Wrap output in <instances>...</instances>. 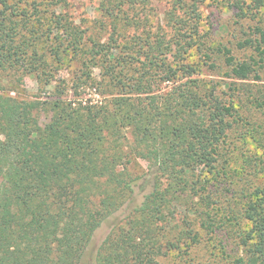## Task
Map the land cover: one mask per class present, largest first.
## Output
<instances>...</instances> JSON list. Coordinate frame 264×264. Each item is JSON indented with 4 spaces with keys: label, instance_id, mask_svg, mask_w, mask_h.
<instances>
[{
    "label": "trees",
    "instance_id": "1",
    "mask_svg": "<svg viewBox=\"0 0 264 264\" xmlns=\"http://www.w3.org/2000/svg\"><path fill=\"white\" fill-rule=\"evenodd\" d=\"M95 1L104 40L92 29L86 36L65 0H0V264H80L94 232L136 190L141 202L109 231L93 264H159L216 230L213 183L232 107L192 65L167 62L173 43L151 37L138 13L149 0ZM204 1L170 0L167 30L175 45L189 31L185 51L198 44ZM253 3L257 10L264 0ZM235 6L240 18L251 12ZM251 34L237 48L259 61L217 48L234 80L258 79L264 25ZM61 70L68 78L54 81L47 98L5 93L25 76L45 89ZM138 159L143 173L133 170ZM241 199L249 228L232 264H264V186Z\"/></svg>",
    "mask_w": 264,
    "mask_h": 264
},
{
    "label": "rangeland",
    "instance_id": "2",
    "mask_svg": "<svg viewBox=\"0 0 264 264\" xmlns=\"http://www.w3.org/2000/svg\"><path fill=\"white\" fill-rule=\"evenodd\" d=\"M239 1L243 11H251L247 17H239ZM254 0H206L199 12L201 14L197 35L194 34L197 45L186 47L189 38L181 36L180 45L170 39L168 33L166 13L170 10V0H149L143 12H138L146 22V32L151 37L161 35L163 40L171 41L167 62L172 66L190 64L195 68L197 77L216 86V93L221 100L232 107L231 116L227 118L229 128L224 141L219 147L217 164V178L213 183V200L217 203L214 217L216 230L204 235L200 243L180 246L178 250L170 252L167 257L159 259V264H232L241 256V234L246 232L249 224L241 217L240 207L245 194L254 187L264 186V60L255 66L258 79L252 76L245 81L232 79L223 63V57L217 48L227 47L237 62L254 59L259 61L256 53L246 47L237 48V43L252 38L253 26L264 25V5L255 10ZM68 14L82 29H92V37L104 40L106 30H99V22L104 21L97 9L95 0H65ZM259 11V16L255 14ZM133 29H130L129 33ZM179 47H183L180 49ZM210 59L207 60L206 56ZM214 67H210V64ZM98 71L93 70V77ZM53 76V77H51ZM47 77L45 89L33 76H25L14 85L15 92H7L17 100H34L47 98L51 93V86L58 79L68 78L66 71H58ZM209 84V83H208ZM163 84L160 87H164ZM11 87V86H10ZM12 89V88H8ZM2 91V75L0 76V92ZM39 124L46 122L45 115H36ZM146 169L145 160L138 159L133 166L135 172L143 173ZM143 192L135 191V198L130 207L141 202ZM128 207L108 217L94 232L87 245L80 264H93L100 243L109 231L121 222L128 211Z\"/></svg>",
    "mask_w": 264,
    "mask_h": 264
}]
</instances>
